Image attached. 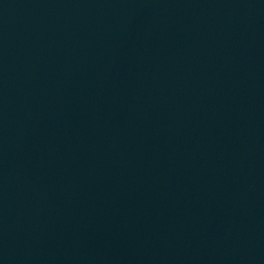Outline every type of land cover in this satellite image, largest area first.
<instances>
[{
  "label": "water",
  "instance_id": "water-1",
  "mask_svg": "<svg viewBox=\"0 0 264 264\" xmlns=\"http://www.w3.org/2000/svg\"><path fill=\"white\" fill-rule=\"evenodd\" d=\"M0 264H264V0H0Z\"/></svg>",
  "mask_w": 264,
  "mask_h": 264
}]
</instances>
